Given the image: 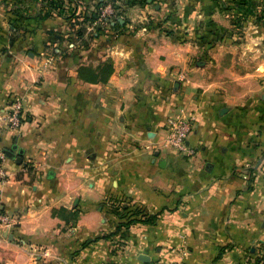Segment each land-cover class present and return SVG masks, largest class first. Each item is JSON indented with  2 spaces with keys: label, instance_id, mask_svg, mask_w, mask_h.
<instances>
[{
  "label": "crops",
  "instance_id": "crops-1",
  "mask_svg": "<svg viewBox=\"0 0 264 264\" xmlns=\"http://www.w3.org/2000/svg\"><path fill=\"white\" fill-rule=\"evenodd\" d=\"M65 2L117 21L78 31L56 14L31 17L0 41V116L12 96L24 107L0 135L22 158L3 161L0 212L14 221L0 226V264L254 258L264 249V0ZM187 116L193 157L164 142ZM136 208L155 223L119 227Z\"/></svg>",
  "mask_w": 264,
  "mask_h": 264
},
{
  "label": "rangeland",
  "instance_id": "rangeland-1",
  "mask_svg": "<svg viewBox=\"0 0 264 264\" xmlns=\"http://www.w3.org/2000/svg\"><path fill=\"white\" fill-rule=\"evenodd\" d=\"M1 4L2 0H0V8ZM5 5L2 7L4 8V10L2 9V14H0V41L9 40V37L17 38L21 36L23 34L22 30L26 29L27 24H29L27 20L31 17L45 21L56 14L61 20L68 22L69 25L72 26L74 24L78 31H82L84 28L87 30V26L90 25L94 27L99 25L110 26L111 20L117 21L116 17L111 16L98 17L94 21L95 18L91 16L72 12L65 0H11V4ZM7 25L12 26L15 31L9 33ZM238 35V37H243V34ZM76 36H78V33H76ZM88 36L90 37V34Z\"/></svg>",
  "mask_w": 264,
  "mask_h": 264
},
{
  "label": "built area",
  "instance_id": "built-area-1",
  "mask_svg": "<svg viewBox=\"0 0 264 264\" xmlns=\"http://www.w3.org/2000/svg\"><path fill=\"white\" fill-rule=\"evenodd\" d=\"M24 117L23 98L21 96H12L10 105L5 112L0 116V135L4 128H18ZM194 129V119L191 116L179 117L172 120L168 126V134L164 139L167 146L173 148L180 154L193 157L196 154V148L189 142L190 134ZM5 153L0 148V180H5L8 176L7 170L3 164ZM13 219L5 216L0 212V226H5L13 223ZM264 250L260 251L261 254ZM253 262V260H252ZM164 264V263H155ZM241 264H249L248 259ZM264 264V259L260 262Z\"/></svg>",
  "mask_w": 264,
  "mask_h": 264
},
{
  "label": "trees",
  "instance_id": "trees-1",
  "mask_svg": "<svg viewBox=\"0 0 264 264\" xmlns=\"http://www.w3.org/2000/svg\"><path fill=\"white\" fill-rule=\"evenodd\" d=\"M49 15V14H47ZM122 209L127 210V207H122ZM130 214L131 215H140L139 217H133L130 220H128V222H123L119 224V227H121L122 225H130L132 223L135 222H145V223H155L157 215L152 214V215H147L145 213H143V210L141 208H136L133 210H130ZM264 250V249H263ZM264 259V252H262L261 254H257L254 258H249L248 262L249 264H260V262ZM253 260V262H252Z\"/></svg>",
  "mask_w": 264,
  "mask_h": 264
},
{
  "label": "water",
  "instance_id": "water-1",
  "mask_svg": "<svg viewBox=\"0 0 264 264\" xmlns=\"http://www.w3.org/2000/svg\"><path fill=\"white\" fill-rule=\"evenodd\" d=\"M4 153H5L6 157L11 158V159H16L18 162H22V158L19 157V156H17V154H16L14 151H12V150H10V149H5V150H4ZM141 259H142L145 263L149 264V259H148V258L145 259L144 257H141Z\"/></svg>",
  "mask_w": 264,
  "mask_h": 264
}]
</instances>
